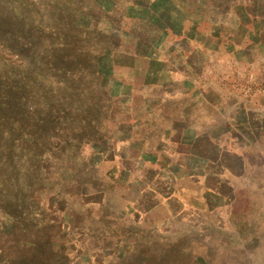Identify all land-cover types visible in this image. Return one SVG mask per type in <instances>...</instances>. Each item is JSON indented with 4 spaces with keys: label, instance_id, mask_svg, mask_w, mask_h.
Listing matches in <instances>:
<instances>
[{
    "label": "rangeland",
    "instance_id": "1",
    "mask_svg": "<svg viewBox=\"0 0 264 264\" xmlns=\"http://www.w3.org/2000/svg\"><path fill=\"white\" fill-rule=\"evenodd\" d=\"M119 1L82 0L97 16L107 41L116 29ZM145 1L147 9L127 3L122 9L146 10L155 19L166 12H201L223 27V50L208 79L212 93L208 106L224 128L223 151L207 147L208 158L218 165L208 164L201 171L213 175L221 166L228 179L219 186V194L187 200L207 201L213 210L208 218L195 213L165 220L163 210L146 214L163 201L161 197L144 193L139 184L112 188L111 171L119 159L101 162L100 153L92 154L97 147L107 152V133L120 117L117 110L107 109V94L102 93L112 71L103 42L97 36L87 40L74 34L66 20L58 30L51 29L48 22L52 24L54 12L48 0H0V100L27 98L20 117L16 116L19 105L14 103L9 124L21 131L18 120L40 131L25 139L17 130L14 135L23 143L28 140L31 148L72 143L78 148L80 175L87 174L84 168L93 173L92 198L74 209L72 203L84 199L80 193L68 200L56 192L48 200V192L40 189L35 178L24 195L19 194L22 187L14 188L11 195L21 196L13 198L11 207L0 194V264H264V0ZM51 2L54 10L61 3ZM77 23L88 25L81 17ZM214 92L218 102L222 97L217 114ZM37 95L41 97L39 120L29 111ZM65 155L62 150L61 156ZM4 167L0 161V168ZM203 181L215 186L212 178ZM98 190L103 192L97 194ZM43 201L48 206L59 202L61 211L50 214ZM131 203L143 211L134 214ZM22 219L25 227L20 226ZM24 239L36 243L38 252L24 247Z\"/></svg>",
    "mask_w": 264,
    "mask_h": 264
},
{
    "label": "crops",
    "instance_id": "2",
    "mask_svg": "<svg viewBox=\"0 0 264 264\" xmlns=\"http://www.w3.org/2000/svg\"><path fill=\"white\" fill-rule=\"evenodd\" d=\"M223 43V36L200 17H182L163 28L144 51H136L131 43L122 46L135 61L114 68L109 76L107 109L117 110L120 117L107 133L110 147L100 160L119 159L111 171L112 188L139 184L144 193L163 199L148 208L147 215L163 210L165 220L195 213L208 218L213 204L187 200L219 194L228 179L221 166L213 175L201 171L208 164L218 165L208 158L207 147L223 151L224 128L208 106L209 73L216 69ZM213 96L217 114L222 97L218 102V94ZM208 178L215 186L204 183ZM130 208L134 214L143 211L136 203Z\"/></svg>",
    "mask_w": 264,
    "mask_h": 264
},
{
    "label": "trees",
    "instance_id": "3",
    "mask_svg": "<svg viewBox=\"0 0 264 264\" xmlns=\"http://www.w3.org/2000/svg\"><path fill=\"white\" fill-rule=\"evenodd\" d=\"M48 1H50L47 3L48 6L54 12L51 17L52 24H49L50 22H48L49 27L58 30L59 23L66 20L68 22L67 26L69 30L74 34L86 38L87 40H89L88 38H91V36H97V39L103 42V51L110 64H112V70L114 68L118 69L122 65H126V62L128 61L129 63L130 61H135V56L133 57L130 52H125L122 49L123 44L128 45L131 43V45L136 48V51H144L151 46L152 41L158 36V33L163 28H168L171 23L182 17H200L203 22L207 23V25L214 27L219 35H222L223 31L222 26L218 28L219 25L217 24V19H215V17L212 18V16H206V13L203 14L201 12L198 13L193 11L185 13L181 11L180 14L177 12V15H170L166 12L164 15L155 19L153 14L146 10L131 12L122 9L123 3H127L129 6H141L143 9H147L144 8L147 7L145 0H120L118 2L119 11L114 13L116 16L118 15L117 22H115L116 29L114 35L110 34L107 41V33L98 27L97 16L92 14L90 9L83 6L82 0H55L57 3L61 2L57 5L54 3V5H56V10L52 9V5L49 4L53 2H51V0ZM105 15H107V12ZM78 17L85 20L88 25H80L77 23ZM128 23H130V25ZM128 25L130 27L129 29ZM123 32H125L126 35H123ZM1 73L2 71H0V76ZM102 93L106 96L107 90L102 89ZM2 100H0V161L5 164V167L3 168L4 170L0 168V172L2 173L0 176V194L6 198L4 204L10 207L13 206V198L24 195L29 191V182L32 178L40 181V189L48 192V200H50L49 196L51 194H57L56 192H59L62 196L60 199L68 200H71L74 195L80 193L84 199H76L74 203H72L73 209L79 202L83 204L89 202L92 198L90 191L92 189L91 177L93 173L89 171V168L83 169V172H86L89 175V179L87 174L85 176L80 175L81 173L76 169L78 148L72 143L68 144L65 142H60L58 145L54 144L55 147L48 149L46 148L47 143L45 144L46 146L44 149L40 146H35L37 148H31V143H29L28 140L23 143L22 140L16 138L17 134L14 135V131H16L17 128H15L14 125L10 126L9 113H11L10 110L14 103H17L19 106L17 107L16 116H22L23 106L28 105L29 102L27 101V98L23 101L18 97H5ZM32 101L33 102L29 104L30 114L33 116V119L39 120L41 113V97L37 95V100ZM90 109L91 106H88L87 111L90 112ZM16 123L19 128L22 129L21 131L17 130L16 132H19V135H22L23 139H25L24 137L26 135L38 136L40 134L38 126L33 128L28 127L27 124L24 122L22 124V121L20 122L18 120ZM62 150H65L66 152V155L63 157L61 156ZM105 151L106 149L104 147H97L96 152L94 151L92 154L100 153L101 155H104ZM103 161L104 160L101 162ZM50 163L54 165L53 169H49L48 166ZM69 168H71V171H69ZM93 169L94 168H92V170ZM15 187H18L19 189L22 187V190L19 192L21 195H11ZM102 192V190H98L97 194H101ZM42 205L52 215L55 212L61 211V204L59 202L56 205L53 204L52 206H48L46 201H43ZM64 209L65 208L62 207V211ZM20 221V226L22 225L25 227L23 223L24 220L22 219ZM66 224L72 226L69 223ZM24 247L28 248L30 251L38 252L36 250V247L38 248L37 244L32 241L24 239Z\"/></svg>",
    "mask_w": 264,
    "mask_h": 264
}]
</instances>
